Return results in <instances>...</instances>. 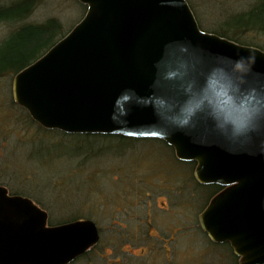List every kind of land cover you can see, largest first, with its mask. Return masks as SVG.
<instances>
[{
  "label": "water",
  "instance_id": "1",
  "mask_svg": "<svg viewBox=\"0 0 264 264\" xmlns=\"http://www.w3.org/2000/svg\"><path fill=\"white\" fill-rule=\"evenodd\" d=\"M81 18L12 76L14 101L46 128L156 137L217 183L198 214L236 264H264V50L202 29L187 0H78ZM96 222L48 224L0 184V264H68Z\"/></svg>",
  "mask_w": 264,
  "mask_h": 264
},
{
  "label": "rangeland",
  "instance_id": "2",
  "mask_svg": "<svg viewBox=\"0 0 264 264\" xmlns=\"http://www.w3.org/2000/svg\"><path fill=\"white\" fill-rule=\"evenodd\" d=\"M197 3L204 24L215 21L220 14L217 12L223 11L214 1ZM81 8L74 0H37L27 20L40 22L50 17L59 20L67 30L83 15L79 17ZM7 29V25L0 24V38ZM10 99L14 100L12 76H3L0 78V183L30 190L33 197L50 207L51 212L44 208L53 222L72 214L98 221L103 237L98 246L103 255L95 259L94 255L81 257L76 264H134L136 256L140 257V264L230 262L227 253L209 245L199 230L198 214L204 208L199 192L192 193L194 189L186 182L182 164L172 155H165V149L145 143L118 146L114 150L98 149L86 162L67 155L37 157L31 155L29 144L33 146L43 139L31 134V125L18 120L21 112L12 110ZM24 133L26 139L34 136L38 140L23 142L20 136ZM104 143L99 141L97 145ZM118 227L122 235L115 232ZM237 261L238 258L232 264Z\"/></svg>",
  "mask_w": 264,
  "mask_h": 264
},
{
  "label": "trees",
  "instance_id": "3",
  "mask_svg": "<svg viewBox=\"0 0 264 264\" xmlns=\"http://www.w3.org/2000/svg\"><path fill=\"white\" fill-rule=\"evenodd\" d=\"M74 1L78 6L82 7V13L79 14L80 17L84 13L86 5L78 0ZM187 1L202 29L225 36L238 43L253 45L264 50V41H262V38H264V0H205L207 3H212V1H214V5H218L223 9V11L217 12L220 14L215 21H210L207 24L203 23L195 4V2H198L197 4L201 5L202 0H196L195 2L194 0ZM36 4L37 0L0 1V24L8 26V29L0 38V78L9 75L13 76L16 71L41 55L74 25L73 24L66 30L59 20L50 17L40 22L28 21L27 17ZM226 7L228 10L225 9ZM256 38H260V40ZM9 101L13 111L19 110L21 112L20 116L17 117L18 120L24 121L23 123L29 126L31 125L33 128V130H29L31 134L43 139L42 142L38 141L37 144L33 146L31 143L29 144V146L31 145V147H29L31 155L37 157L40 155H67L72 158H77L76 161L86 162L88 158L96 155L95 153L98 149L114 150V148L118 146L125 147L129 144L136 145L138 143H145L150 144L153 148L156 147V149H165L167 153L165 155H172L177 163L182 164L183 172L186 174V182L192 185V188L195 190H192V193L196 191L199 192L198 197L200 196L201 206L204 207L210 197L222 187L217 183H200L195 178L194 174H192L195 161L177 158L175 154L172 153L174 150L171 145L166 143L163 139L156 137H132L121 134L68 133L59 129L46 128L33 120L25 108L15 103L12 99ZM26 136L27 135L24 133L20 136V139L23 142L38 140V138H34V136H30L31 140L30 138L26 139ZM99 141L105 143L98 146L97 142ZM6 187L12 194L33 197L31 191L28 189L26 190V188H13L7 185ZM33 199L42 208L45 207L47 210H51L42 199L35 197H33ZM79 218L84 217L72 214L57 222H53V219L50 218L48 219V224H59ZM85 218L88 217L85 216ZM94 221L98 223L96 219ZM198 227L209 245H212L214 248L220 247L227 253L230 264L236 260L237 255L233 252L232 247L227 241H212L208 234L200 227L199 222ZM115 230L119 235H122L120 227ZM99 234H101L100 231ZM102 238L100 236L99 241H101ZM99 241L68 264H76L77 260H79V258L81 259V257L91 256V258H93L94 255L93 259H95L97 255H103L101 247L98 246L100 244ZM96 248H98V250L94 252ZM137 258L136 256V260L132 259L134 264L141 263H138L140 257Z\"/></svg>",
  "mask_w": 264,
  "mask_h": 264
},
{
  "label": "flooded vegetation",
  "instance_id": "4",
  "mask_svg": "<svg viewBox=\"0 0 264 264\" xmlns=\"http://www.w3.org/2000/svg\"><path fill=\"white\" fill-rule=\"evenodd\" d=\"M237 258H238V256H237Z\"/></svg>",
  "mask_w": 264,
  "mask_h": 264
}]
</instances>
